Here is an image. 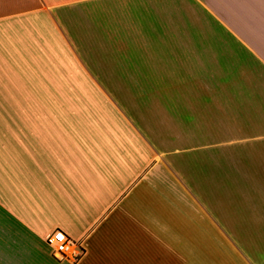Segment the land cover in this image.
<instances>
[{
  "label": "crops",
  "instance_id": "1",
  "mask_svg": "<svg viewBox=\"0 0 264 264\" xmlns=\"http://www.w3.org/2000/svg\"><path fill=\"white\" fill-rule=\"evenodd\" d=\"M0 264H264V0H0Z\"/></svg>",
  "mask_w": 264,
  "mask_h": 264
},
{
  "label": "built area",
  "instance_id": "2",
  "mask_svg": "<svg viewBox=\"0 0 264 264\" xmlns=\"http://www.w3.org/2000/svg\"><path fill=\"white\" fill-rule=\"evenodd\" d=\"M46 245L50 248L52 254L58 260H63L69 254L75 253L73 248H77V252L80 253L82 251V247L80 244H76L73 240L66 236V234L60 230H53L46 238ZM79 254H74V258H76Z\"/></svg>",
  "mask_w": 264,
  "mask_h": 264
}]
</instances>
